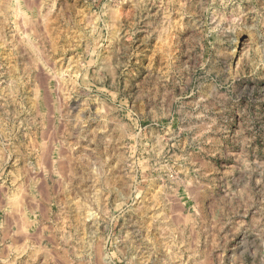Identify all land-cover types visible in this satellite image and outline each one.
Returning a JSON list of instances; mask_svg holds the SVG:
<instances>
[{
	"label": "clouds",
	"instance_id": "1",
	"mask_svg": "<svg viewBox=\"0 0 264 264\" xmlns=\"http://www.w3.org/2000/svg\"><path fill=\"white\" fill-rule=\"evenodd\" d=\"M0 264H264V0H0Z\"/></svg>",
	"mask_w": 264,
	"mask_h": 264
}]
</instances>
